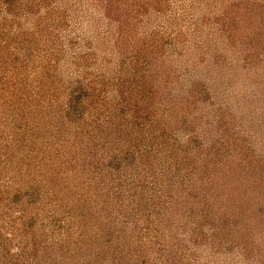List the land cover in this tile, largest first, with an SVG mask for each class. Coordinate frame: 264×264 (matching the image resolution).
I'll return each mask as SVG.
<instances>
[{
    "label": "trees",
    "instance_id": "trees-1",
    "mask_svg": "<svg viewBox=\"0 0 264 264\" xmlns=\"http://www.w3.org/2000/svg\"><path fill=\"white\" fill-rule=\"evenodd\" d=\"M56 1L0 0V264H103L112 250V260L146 264L139 253L145 244L134 238L151 219L160 226L154 234L173 226L176 244L181 235L201 250L234 243L238 228L264 232V166L238 149L225 100L249 75L241 67L254 68L264 83V0H74L73 13ZM182 3L187 28L198 36L206 30L196 46L213 58L205 79L192 69L180 76L164 68V41L183 32L158 39L162 17L176 19ZM86 11L105 20L111 40L100 55L86 53L59 70L65 61L45 59L40 39L50 30L71 33L69 23ZM210 125L218 137L205 144ZM157 179L170 190L147 198ZM184 200L195 203L186 209ZM218 201L226 202L224 219ZM121 212L128 218L118 225ZM97 213L107 217L100 241L85 237L86 217ZM156 260L183 261L174 249Z\"/></svg>",
    "mask_w": 264,
    "mask_h": 264
},
{
    "label": "rangeland",
    "instance_id": "rangeland-1",
    "mask_svg": "<svg viewBox=\"0 0 264 264\" xmlns=\"http://www.w3.org/2000/svg\"><path fill=\"white\" fill-rule=\"evenodd\" d=\"M73 1L74 0H57L56 2H61L64 5V9H67L68 11L71 10L73 13V9H75L73 7L74 5ZM40 3L43 4V2ZM27 5H28L27 1L23 3V6L27 7ZM178 7L181 9L177 10V14L179 13L180 15H182L181 18L179 17L178 14L176 19L166 22L168 18L162 17V25L164 30L162 31L161 35L157 37L159 39L163 35L167 36L170 33V31L173 30L177 31L178 29L180 32H183V36H181L179 39L176 40L167 39L166 40L167 42L164 41L166 47L164 49L165 52L162 59L164 61V68L178 70L180 76L184 75V72H188V70L192 69L194 70L193 73L195 74L197 73L198 74L197 76H199L202 79H205L204 76H206L207 70H208L207 74L210 75L209 68H212L210 66H213L212 64L213 58L211 56V53H209L210 51H208L205 48H198L196 46H200L197 43L198 41L202 42L206 40L207 38V36H205L206 30L203 29L202 30L203 32H201L200 35L198 36L197 31L192 32L191 29L187 28L188 25L191 23V19L187 16L188 13L183 8V3L179 4ZM65 14H69V12L67 13L65 12ZM85 14L86 15L83 16V18L79 16L80 18L73 19L72 22L69 23L72 28L71 33L59 32V36H57L54 32H52V30H50L43 35V39H40L39 46L42 47L43 49H47L50 52V53L48 52V55L45 57V59H49L50 56H53L55 60H57V57H59L61 62L65 61L66 65L64 64L63 67H61V63H60L61 68H59V70L60 69L65 70L66 69L65 67L69 66L70 63L73 62V60H75V58L80 60V57H82V55L86 53L91 54L96 52L97 55H100L99 51H102V49L107 48L108 44L106 43L111 40L110 36L112 34L109 36L107 35V24L105 23V20L100 21V19L96 14H91L89 11H86ZM25 22L26 21L23 20V26ZM169 24H172V27L168 30L167 28L169 27ZM53 42L55 43V45L58 46V48L54 47ZM60 48H62L64 58L61 57ZM42 53H45L44 50H41V52L39 53L40 56H42L41 55ZM242 54H243V50H240L239 48H237V50L234 53V55L237 56H241ZM60 60L57 61L59 62ZM202 61L204 63L208 62V65L206 63L207 66L205 68H203L204 65L200 64V62ZM159 66L162 65L159 64ZM241 68L243 69L240 71V73L243 72L244 70L247 71L250 68L248 72L249 75H247L248 77L246 76L242 80L239 79L241 81L240 82L237 81L236 84L234 83L233 84L234 86L231 87L232 89L228 88V90L231 92L230 93L231 95L226 94V96H231V97L225 99L231 102V106H232V109L229 110L230 112L229 116H231L232 118L231 130L233 132L232 133L233 136L238 140L237 141L238 149L242 147V149H244L247 152L248 159L253 157L254 161L256 162L261 161L264 166V109L261 107L264 106V83H261V80L255 78L256 74H260V73L258 71H255L254 68L252 67H248V68L241 67ZM258 68H264V66ZM200 69H202L203 71L201 72ZM69 70L71 71V68ZM201 73L203 75H200ZM213 73L214 72L211 71L212 75ZM253 75L254 77H252ZM226 81L227 80H225L224 82ZM182 83L189 84V82H182ZM222 89L224 90L223 87ZM163 128H165V126L161 127V129ZM208 128H209L208 130L209 133H207L206 137L202 138L201 140V141L204 140L203 143L205 144H211V141L217 139L218 137L217 136L218 134H214L215 130L211 125L208 126ZM166 129L169 130V127ZM159 131L162 132V130ZM162 133L165 134V132ZM180 135L181 134H177L175 137L176 138L180 137ZM214 135L217 137L212 139V136ZM116 148H117L116 146L113 147V150H116ZM251 164L252 162L250 163V165ZM115 168L117 170H120L117 168V165L115 166ZM236 168L238 169L237 164H236ZM8 175H11L10 171ZM185 179L187 180L188 177ZM167 182H168L167 180L161 181L160 179H157L156 182L152 183L151 185L149 184V187L152 191L148 193L147 198H149V196H151L152 194H153L152 196H157L158 194L167 195V191L170 190L167 189L170 186L167 184ZM182 182L180 181L179 183ZM86 183L88 184L89 182ZM147 183H149V180L147 181ZM64 185L70 186L71 184L67 180H65ZM152 187H155L156 189L153 190ZM258 193L260 197H264V191ZM221 197L223 198V201H226L225 195L221 194L220 198ZM216 200L217 199H215V201ZM184 201L187 202V204L184 205L186 209L190 205H194L195 203L194 202L195 200H184ZM255 201L259 203L260 199L256 198ZM89 202L86 201L84 206L85 205L89 206ZM216 203H217L216 205L221 208L220 211L218 210V212H220L219 216L222 219H224V213L228 209H227V205L226 206L224 205V207L222 205L225 204L226 202L225 203L223 202L221 204L220 201H218ZM136 204L137 203H135L134 205ZM121 205H122V210L124 212L127 211L130 212V209H128L127 205L124 202L121 203ZM144 206H145V202L142 207L139 204L138 209L140 211L143 209L144 211L143 208ZM240 208H244V205H241ZM240 208L238 209L241 210ZM235 211L237 212V210ZM122 212L120 214V217L116 216L117 218L115 221L118 225L119 222L121 221L124 224V220L128 218L127 215H125L126 217L124 218V213ZM137 215L138 217H143V215L141 214H137ZM77 218L79 221L82 220L80 216H77ZM86 218H87L88 227H87V231L85 232V237L88 239H90V236L91 239H93L94 237H99V241L103 240L104 238L103 233L107 231V227H106L107 217L103 218L100 213H97L95 215L89 214ZM153 221L154 219H151L148 225L144 224L145 226L142 227V229L144 230L141 229L142 233L139 235V237L137 236L134 238L135 240L137 239L141 240V242L145 244L143 248L139 250L140 251L139 253H141L147 258L145 262L146 264H159V260H156L158 254L165 253L166 250L170 252L171 249L179 251V255H181L183 259V261L182 260L180 261L181 264L186 263L189 260L195 261V264H264V232L262 226L261 227L257 226L249 230L248 228L247 229L242 228L241 231L240 228H238L239 233L237 234L233 233L235 234L234 237L236 239L234 243H231L229 239L227 241L223 240V242L221 243L220 241L216 242L217 246H215V244L209 245L208 243H204L203 249L201 250L195 248L192 245H189L190 243H188V241L186 242V238L185 237L183 238L181 235L179 236L180 238L177 237L178 243L176 244L174 239H171L174 238V236L172 235L169 236V234H173L175 232L173 226L169 231L163 233L162 236L161 235L159 236L157 234V230L155 231L154 234L153 230H155L157 227L160 228V226H157L154 229V227H152L154 226ZM166 223L168 225L171 224L168 221H164V224ZM74 232H79V231H75V228H73L72 233ZM86 233H89L91 235L88 236ZM185 244H187V246ZM213 251H216L214 256L209 257L208 255L213 253ZM112 252L114 253V250L108 252V254L103 256V264H112L116 261L117 263L115 264H126L125 263L126 256L120 255L117 256V259L112 260V258L114 257V254H112ZM133 254H136V252L134 251ZM136 263L139 264V262ZM91 264H96V263L92 261ZM128 264L131 263L128 261Z\"/></svg>",
    "mask_w": 264,
    "mask_h": 264
}]
</instances>
